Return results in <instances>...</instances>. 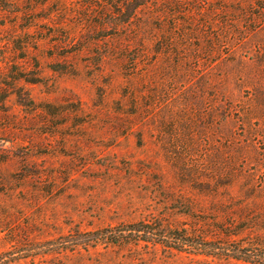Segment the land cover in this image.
I'll return each mask as SVG.
<instances>
[{"label": "rangeland", "instance_id": "rangeland-1", "mask_svg": "<svg viewBox=\"0 0 264 264\" xmlns=\"http://www.w3.org/2000/svg\"><path fill=\"white\" fill-rule=\"evenodd\" d=\"M0 264H264V0H0Z\"/></svg>", "mask_w": 264, "mask_h": 264}, {"label": "trees", "instance_id": "trees-1", "mask_svg": "<svg viewBox=\"0 0 264 264\" xmlns=\"http://www.w3.org/2000/svg\"><path fill=\"white\" fill-rule=\"evenodd\" d=\"M125 230L128 232H130L129 235H136L137 237H141L142 240H149V239H157L160 241H164V242H169L173 243L174 245L176 242L180 243L181 245H188V246H192V241L188 240L187 238H185L184 236H180V237H171L174 234L177 235V233H172L169 236L164 235L162 231L156 230L155 228H153L151 225L149 224H145V223H138V224H133V225H129L126 226ZM105 230H101V231H96V232H89V233H85V234H81L82 236H87V237H93V239L97 240L99 239L98 236L100 234H106ZM169 238V240H167ZM94 240V241H95ZM176 249L182 248L183 246H176ZM179 247V248H178Z\"/></svg>", "mask_w": 264, "mask_h": 264}]
</instances>
